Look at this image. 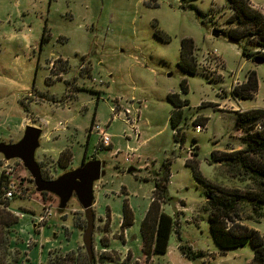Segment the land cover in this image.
Here are the masks:
<instances>
[{"label": "rangeland", "instance_id": "obj_1", "mask_svg": "<svg viewBox=\"0 0 264 264\" xmlns=\"http://www.w3.org/2000/svg\"><path fill=\"white\" fill-rule=\"evenodd\" d=\"M252 1L254 6L250 1L251 7L264 16V0ZM227 2L0 0V113L7 114L13 123L26 115V122L33 125L28 126L37 125L42 130L34 157L44 179L54 180L82 165L85 150L86 162L95 159L105 162L104 176L93 183L92 253L98 263L110 258L114 264L119 263V254L112 250L105 253L102 249L120 243L124 231L121 228L124 199H128L127 203L133 210L135 218H132V225L135 221L137 226L145 205L152 201L154 179L147 181L144 178L150 169L154 171L153 178H157L168 168L171 177L166 187L171 200L161 203V210L173 218L177 233L179 226L182 243H190L197 250L209 248L212 252L218 251L211 237L208 215L202 211L206 185L193 177L185 161L194 157L199 173L214 187L239 191L259 188L248 174L237 171V167L209 162V153L214 149L233 152L243 148L241 138L244 132L234 129L236 114L264 109V64L256 65L251 59L241 57L239 45L210 36L212 29L229 35L230 29L235 27V24L228 23L233 10ZM195 10L202 12L204 18H198ZM183 38L193 43L194 75L184 76L177 66ZM239 44L255 57L264 56V49L252 47L246 39L239 40ZM213 49L218 51L222 65L216 70L213 68L210 73L213 75L209 77L202 57ZM249 71L254 72L258 81L256 96L253 100L241 102L237 99L234 105L233 87L242 85ZM109 72L113 74L112 78H108ZM183 78L185 93L180 88ZM168 93L178 94L187 101L182 118L185 129L183 144L174 141V132L168 124L172 110ZM125 100L131 101L133 108H140L137 123H143L141 138L152 136L142 151L136 150V158L130 161L132 164L126 165L124 161L121 164L124 153L128 152L126 125L120 120L111 122L110 130L116 137L110 136L109 146L104 148L93 132L96 122H92L110 120L113 114L110 107L115 106L117 112ZM3 118L1 114L0 121ZM198 125L203 130L201 133L195 132ZM260 125L261 122L257 123L254 132L262 130ZM22 135L23 131L18 139L11 138L1 143L15 144ZM63 145L68 146L72 153V164L59 167L54 151ZM114 150L121 152L119 156L113 154ZM4 162L9 163L3 167L0 160V179L4 177L1 183L11 178L20 180L28 193L24 198L11 201L12 208L35 215L41 211L42 214L38 202L43 200L52 207V214L44 220L42 227L51 217H56L63 224L59 226L63 242H74L75 251L68 253L50 246L49 263L61 257V263L74 264L72 259L76 258V264H86L87 255L81 243L86 222L83 225L84 212L77 198L72 197L63 212H59L57 197L37 193L21 162L14 159ZM135 164L147 165L148 169H136L132 167ZM128 167L135 171L127 173ZM1 197L0 202H4ZM106 197L110 199L106 200ZM239 210L240 219L234 224L248 229H251L248 226L256 224L264 232V217L259 218L264 213V206L258 216L244 202L239 205ZM120 212L121 217H118ZM31 224L36 227L34 232L39 234L40 225H35L32 218ZM0 229L3 232L4 229ZM174 231L169 236L170 243L177 240ZM7 233L15 245L6 250L0 243V264H23L28 252L16 248L22 242L21 234L11 233V227ZM34 243L33 238H26L24 250ZM251 253L249 245L227 251L222 264H245ZM153 261V264H202L200 259L190 261L182 258L179 251H174L168 259L155 254ZM123 264L139 262H134L127 254Z\"/></svg>", "mask_w": 264, "mask_h": 264}, {"label": "trees", "instance_id": "obj_2", "mask_svg": "<svg viewBox=\"0 0 264 264\" xmlns=\"http://www.w3.org/2000/svg\"><path fill=\"white\" fill-rule=\"evenodd\" d=\"M228 6L233 10V15L228 19L229 24H235V27L230 29L229 36L236 39L238 42L241 39H246L252 47L264 49V16L257 12L250 5V0H227ZM198 18H204L202 12L195 10ZM205 26V23L201 21ZM44 32L42 31L41 41L44 40ZM241 57L249 60L258 56L247 53L241 47ZM193 43L190 39H181L179 60L177 66L179 71L184 75L196 74L195 59L193 57ZM264 61V56L260 57ZM258 87V81L254 72L247 73L245 82L233 87L232 95L241 101L252 100ZM180 88L185 93V80L180 82ZM168 102L172 106L169 114L168 124L173 134L175 142L183 144V109L187 106V101H183L178 94L169 93L167 95ZM93 122V120H92ZM261 122V131L254 132L257 123ZM234 129L242 130L244 137L241 138L243 148L238 151H218L213 150L209 153V162L219 166L237 167V171L248 174L250 179H253L258 184V189L245 191L231 190L223 187H214L207 181L198 171V163L194 157L185 161V165L189 166L193 177L206 186V200L202 205V211L208 215V226L211 232V237L214 245L217 247L219 254H224L227 251L240 249L245 245H249L253 249V256L250 264H264V240L263 236L254 229H248L245 226L234 224L239 218V205L247 203L252 208L255 215L264 206V111L253 110L236 114L234 121ZM196 147V146H195ZM196 151L193 153L195 156ZM72 161V153L69 149H63L57 159L59 167H66ZM86 162V158L84 159ZM83 161V162H84ZM135 171L133 168H131ZM131 173V172H130ZM169 171L165 168L160 174L158 180H155L152 192V201L142 218L140 223V231L143 242V252L147 257L155 254H166L168 248L169 236L174 231L175 221L171 216L166 215L161 210V203H167L171 200L167 194V185L169 182ZM4 177L2 178V180ZM1 180V181H2ZM2 184H0V196H2ZM42 196H47L46 192L41 193ZM2 199V197H1ZM3 200V199H2ZM128 199L122 201V221L121 228L124 230L132 225L133 213L127 203ZM0 202V243L4 249L9 250L11 241L7 230L16 223V219L5 208L8 205V199ZM264 217V213L259 215ZM231 225H228V224ZM85 225V221H83ZM1 230V229H0ZM3 233V234H2ZM179 253L184 258L193 261L203 257L202 251H193L189 245L182 243L179 239ZM16 260H14L15 262ZM86 264H96L95 257L91 260L86 257Z\"/></svg>", "mask_w": 264, "mask_h": 264}, {"label": "crops", "instance_id": "obj_3", "mask_svg": "<svg viewBox=\"0 0 264 264\" xmlns=\"http://www.w3.org/2000/svg\"><path fill=\"white\" fill-rule=\"evenodd\" d=\"M250 1H251V4L254 6L253 1L252 0H250ZM112 77H113V74H111L109 72L108 78H112ZM255 96H256V93H255L253 99L255 98ZM232 100L234 101V105H235V103H236L235 100H237V99L232 98ZM237 102H241V100H237ZM252 110H263L264 111V109H261V108L252 109ZM1 114L3 115L4 118H3L2 121H0V143L1 142H8L11 138L18 139L20 137V135H21V132L25 129L26 126H28V125L33 126L32 124H28L26 122V115L22 116L19 119H17L13 123L12 119L7 114L0 113V115ZM139 115H140V113H139ZM111 119L112 118H110V120H108V121H107V119L106 120H102V119L98 120L97 119V120H93V122H98L99 124H107V122L110 121V123L108 124V132H109V135L112 138L114 136L116 137V135H115L114 132H112L110 130V127H111L110 124H111V122H113V123L115 122L116 123L119 120H116V119L111 120ZM138 119H139V117H138ZM136 125H137L136 128H137V132H138L136 141H135L134 137L130 134V130H129L128 126L124 125L125 129H126L125 133L127 135L126 136L127 140L125 141L126 148H131V150L134 151V155H135L136 150H141L142 151V147H144L145 143H147L148 140H150L152 138V136L144 138V139L141 138V134H143V132L141 131V127H143V123H139V124L136 123ZM34 127L35 128H39L37 125H34ZM90 135H91V133H89L87 135V139L88 140H89ZM63 149L64 150L68 149V146H64L63 145L58 150L54 151V153L56 154V156L54 158L55 161H56V158L58 157L59 153ZM116 149H119V148H116ZM109 155L111 156V152H110ZM122 155H123V153H122ZM49 156H50V154H49ZM1 157L2 156L0 155V160L3 161V164H2V166H3L4 163H5L4 162L5 160H4L3 157H2L3 159ZM85 158H87L86 150L84 151L82 162L84 161ZM123 161L124 160L122 159L121 164L124 163ZM124 165H126V163H124ZM132 167H135L136 169H139V170L148 169L147 165L144 167L143 165H139V164L136 165L135 164ZM148 173H149V175L146 174L144 176V178L147 179V181L154 179V182H155V180H158V178L160 176L159 175L160 174L159 170L157 172V175H159V176H157V178H153L154 171L152 169H150V171H148ZM0 184H2L1 181H0ZM169 184H170V181L168 182V185ZM3 197H4V195L2 194V199L5 200ZM105 199L109 200L110 197H106ZM8 200H9L8 201L9 203H8L7 207L5 208V210L9 211L10 213H12V216H14V218L17 220L16 223L13 226H11V233L18 234L19 236L21 234L20 238L22 239L21 244H19L18 246L16 245L17 246L16 248L18 249V251L28 252L27 257L25 258L23 264H50L49 263L50 262L49 261V259H50V257H49L50 246L59 248V249H56V250H58V251L61 250V252H63V253H68L69 251H72V252L75 251V247L73 245V243H74L73 241L65 240L63 242V240L61 238L62 237L61 233L59 231V229H60L59 226H61V225L63 226V224L61 222H59V220L56 219V217H51L50 220L48 221V223L44 227L40 226L39 228H40L41 232H39V234L35 233L34 231H35L36 227H34V224L33 225L31 224V218L33 219L36 216H38L41 211L37 215H35L36 213H33V214L25 213L19 208L18 209L12 208L11 201H13L14 199L11 198V199H8ZM41 203H43V200L39 199L38 205H39L40 209H41ZM148 206H149V202L145 205L144 211L142 213L141 218H139V222L137 223V226H135V223H134L135 221H133L132 227H130V228L128 227V228L124 229L123 234H122V236L120 238V243H119L118 246L110 244V247H108L107 249H102V252H105V253L112 250L113 252L119 254L120 261L117 264H123V259L127 256V254L131 257V259L134 260V262H139V264H144V263L145 264H153V262H154L153 260H154V256L155 255H151L150 257H147L145 255V253L142 252L143 251L142 250V238H141L140 230H139L140 222H141L142 218H144V215L146 213V210L148 209ZM0 209H2L1 206H0ZM131 211H133V210H131ZM118 217H121V212H120ZM134 218H133V220H134ZM116 227L117 226H115V228ZM248 227L258 231L264 237L263 230H260V228L257 227L256 224L253 225V226H248ZM42 228H43V231H42ZM55 229L57 231H59L58 234L54 233V232H56ZM176 229H177L178 233L175 232V231L174 232L176 233L177 240L174 243H170V241H168L167 252H166L165 255H163V257H165L166 259H168L170 257V255L174 251H179V248H178V245H179L178 237L180 239V235L181 234H180V229H179L178 225H177ZM52 230H54V231H52ZM72 233L74 235V230H72ZM48 236H50V238H48ZM10 238H12V237H10ZM26 238L27 239L33 238L35 243H34V245L31 248H29L27 250H24V243H25V239ZM81 243H82V240H81ZM114 243H115V241H114ZM14 245H15V243H13V239H11V247H13ZM187 245H189L193 251H196V252L202 251L203 252V257L200 259L202 264H222L223 260H225L226 257H227V252H225L224 254H219V251H216V253H215V251L212 252V250H210L209 248H207V249H198L197 250L196 248H193L190 243H187ZM251 250L253 252L252 248H251ZM54 254L57 255L56 252ZM253 254L254 253H251L249 255V258L245 259V264H250ZM233 255H236V254H233ZM180 256L182 258H184L182 255H180ZM57 258L59 260L55 259L52 262V264H59V263L60 264H67V263H61L60 262L61 257H57ZM75 259L76 258L72 259L74 264H76ZM18 262H19V260H18ZM96 264H114V262L110 258V259H107L106 261H103L102 263H98L97 260H96Z\"/></svg>", "mask_w": 264, "mask_h": 264}, {"label": "water", "instance_id": "obj_4", "mask_svg": "<svg viewBox=\"0 0 264 264\" xmlns=\"http://www.w3.org/2000/svg\"><path fill=\"white\" fill-rule=\"evenodd\" d=\"M210 36L224 38L231 44H239L236 39L219 29H212ZM253 63L261 65L264 64V61L260 57H256ZM41 131L39 128L26 126L21 139L15 144L0 143V155L6 161L12 159L20 161L22 167L30 174L37 193L46 192V194L57 197L59 212H63L67 202L72 197L77 198L76 200L84 212L86 222L85 230L82 233V243L88 259L91 260L93 257L92 233L94 231L95 216L92 208L94 199L93 183L98 182L104 176L102 169L105 162L98 159L82 162V165L76 169L62 173L54 180L44 179L34 157L35 150L39 147ZM132 171L131 167L126 170L127 173Z\"/></svg>", "mask_w": 264, "mask_h": 264}, {"label": "built area", "instance_id": "obj_5", "mask_svg": "<svg viewBox=\"0 0 264 264\" xmlns=\"http://www.w3.org/2000/svg\"><path fill=\"white\" fill-rule=\"evenodd\" d=\"M218 51L216 49H213L209 52H206L203 57H202V63L203 66L206 67L207 69V75L209 74V77H212L213 73L210 74L212 72V69L214 68L215 70L219 67H221L222 62L218 56ZM213 69V71H214ZM206 72V71H205ZM126 101V100H125ZM131 101H126V103L124 104V106L119 107L118 111L116 112V108L115 106H111V112L112 114V119H116V120H120L121 122H123L126 126H128L129 130H130V134L134 137V139H137V128H136V123L138 121V117H139V113H140V109L139 108H134L132 104L130 103ZM134 113V114H133ZM110 122V121H109ZM108 124H99L98 122L95 123V125L93 126V132L98 135L99 138V142L102 145V147H107L109 146V141H110V135L108 132ZM203 130L201 129V127L196 126L195 127V132L196 133H201ZM128 152L124 153L125 157H124V162L125 163H131L130 161H132L134 158H136V156L134 155V151L131 150V148H128L127 150ZM119 151H113V154H120L121 152ZM20 162V161H18ZM9 163V162H7ZM7 163L4 164V166L7 165ZM132 164V163H131ZM25 187H23L22 185V181L18 180V181H14L13 178H11L10 180H7L3 183L2 185V193L4 195V199H18V198H24L26 196H28V193H26L27 190L24 189ZM41 207H42V214L36 216L35 218H33V220L35 221V225H40L42 226L44 220H46L51 214H52V207L49 204H46V202L41 203Z\"/></svg>", "mask_w": 264, "mask_h": 264}]
</instances>
